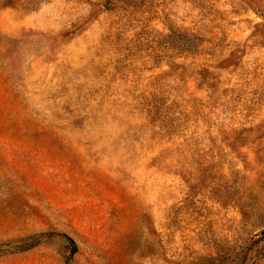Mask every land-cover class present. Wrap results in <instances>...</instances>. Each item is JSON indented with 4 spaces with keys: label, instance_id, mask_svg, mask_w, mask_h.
I'll return each mask as SVG.
<instances>
[{
    "label": "rangeland",
    "instance_id": "1",
    "mask_svg": "<svg viewBox=\"0 0 264 264\" xmlns=\"http://www.w3.org/2000/svg\"><path fill=\"white\" fill-rule=\"evenodd\" d=\"M0 264H264V0H0Z\"/></svg>",
    "mask_w": 264,
    "mask_h": 264
},
{
    "label": "trees",
    "instance_id": "2",
    "mask_svg": "<svg viewBox=\"0 0 264 264\" xmlns=\"http://www.w3.org/2000/svg\"><path fill=\"white\" fill-rule=\"evenodd\" d=\"M71 242L74 243L73 240H71Z\"/></svg>",
    "mask_w": 264,
    "mask_h": 264
}]
</instances>
